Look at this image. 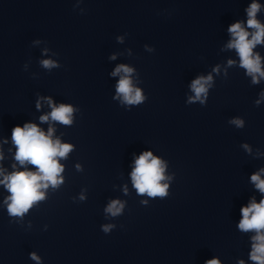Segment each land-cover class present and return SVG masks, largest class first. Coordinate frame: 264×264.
Segmentation results:
<instances>
[{
    "label": "clouds",
    "instance_id": "9594fccd",
    "mask_svg": "<svg viewBox=\"0 0 264 264\" xmlns=\"http://www.w3.org/2000/svg\"><path fill=\"white\" fill-rule=\"evenodd\" d=\"M260 5L253 2L247 9L248 21L247 26L255 29L249 39V32L242 27L240 22H236L229 26L228 31L232 34L233 39L227 45L230 49H235L240 57L241 67L247 70V74L252 76L253 83H258L260 77H264V70L261 69L260 57L253 54L255 45L264 43V25H261L256 19V13L259 11ZM45 68L55 67L56 64L52 60H44L41 62ZM233 61H229L232 64ZM133 69L126 65L118 66L112 75L121 72L125 73L117 84V95L122 96V102L129 105L139 104L145 98L141 94L140 89L134 88L130 75ZM258 74V75H257ZM212 77L201 76L195 79L191 88L195 93L194 97L189 98V102L200 100L202 94L207 93L206 85H209ZM49 104L52 102L49 100ZM39 107V103L37 104ZM73 108L70 105L60 104L58 107L53 105V111L50 113L51 119L68 125L72 123L71 114ZM41 121H47L49 116H42ZM232 123L237 127L243 126V121L235 119ZM52 129L50 128L46 135L36 124H25L23 127L16 126L12 129V140L17 151L15 159L21 164L29 163L36 167L37 171H15L9 175H5L0 183L4 184L11 195L5 201L8 204V213L11 216H23L33 205L34 202L44 198V193L40 189H46L49 184L53 187L62 183L59 174L63 171L62 166L58 162L59 158H64L72 149L70 144H61L59 139L53 141L51 138ZM247 147V146H245ZM2 159V155H0ZM135 168L132 172V179L138 193H147L149 196H165L167 195V185H161L165 177L163 175V165L160 159L153 157L152 152H143L135 161ZM264 172V169H261ZM0 175L3 172L0 171ZM251 180L255 183L256 188L264 193V179H261L259 173L251 176ZM10 201V203H9ZM119 205V206H118ZM123 205L119 201H112L106 208V212L113 216L120 213ZM241 216L238 227L241 231H255L253 236V251L250 259L264 264V199L260 203H256L253 199L247 207L241 208ZM111 226H104L107 232ZM33 260L39 261V257L35 253H31ZM205 264H220L219 260L212 259ZM240 264H244L240 261Z\"/></svg>",
    "mask_w": 264,
    "mask_h": 264
}]
</instances>
